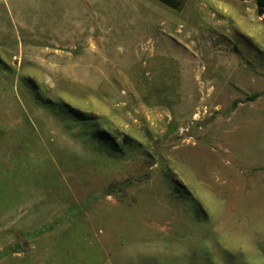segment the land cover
Masks as SVG:
<instances>
[{
  "label": "rangeland",
  "instance_id": "rangeland-1",
  "mask_svg": "<svg viewBox=\"0 0 264 264\" xmlns=\"http://www.w3.org/2000/svg\"><path fill=\"white\" fill-rule=\"evenodd\" d=\"M8 248L0 264H264L256 4L0 0Z\"/></svg>",
  "mask_w": 264,
  "mask_h": 264
},
{
  "label": "trees",
  "instance_id": "trees-1",
  "mask_svg": "<svg viewBox=\"0 0 264 264\" xmlns=\"http://www.w3.org/2000/svg\"><path fill=\"white\" fill-rule=\"evenodd\" d=\"M158 2H160L161 4L165 5L166 7L175 10V11H182L184 9L185 6V2L186 0H157ZM235 1H253L256 6H257V12L258 15L260 17H263V22H264V0H235ZM46 104H49V106H51L52 104H54L53 102H51L50 100H46L45 101ZM60 110H62L63 114L78 122V123H83L86 124L88 121H90V116L81 113L78 110H75L73 108L70 107V105L68 104H62L59 105ZM96 141L103 147V148H107L109 149L111 152H119V146L118 143L116 142V140L107 132H99L96 135ZM130 140L129 139H125L124 143L122 144L123 147L125 148H130V146H132L130 144ZM118 148V149H117ZM48 227L43 228L41 231L39 232H44L45 230H47ZM17 251L15 250H11V249H5L4 251L0 252V259L4 258L7 255L16 253Z\"/></svg>",
  "mask_w": 264,
  "mask_h": 264
}]
</instances>
